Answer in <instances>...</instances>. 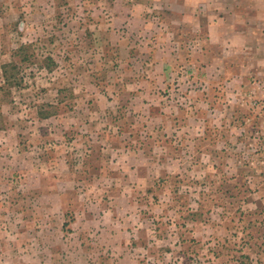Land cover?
<instances>
[{"label":"rangeland","instance_id":"rangeland-1","mask_svg":"<svg viewBox=\"0 0 264 264\" xmlns=\"http://www.w3.org/2000/svg\"><path fill=\"white\" fill-rule=\"evenodd\" d=\"M263 208L264 0H0V264H264Z\"/></svg>","mask_w":264,"mask_h":264},{"label":"trees","instance_id":"trees-1","mask_svg":"<svg viewBox=\"0 0 264 264\" xmlns=\"http://www.w3.org/2000/svg\"><path fill=\"white\" fill-rule=\"evenodd\" d=\"M9 65H4L2 68H3V77L5 78V80L7 81V82H10V80H11V77L10 76H8V71H7V67H8ZM264 208H263V210L262 211H260L261 213H259V214H261L262 216H264Z\"/></svg>","mask_w":264,"mask_h":264}]
</instances>
